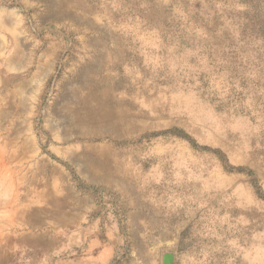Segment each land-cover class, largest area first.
<instances>
[{
    "label": "rangeland",
    "instance_id": "rangeland-1",
    "mask_svg": "<svg viewBox=\"0 0 264 264\" xmlns=\"http://www.w3.org/2000/svg\"><path fill=\"white\" fill-rule=\"evenodd\" d=\"M0 7L28 47L17 71L1 60L3 79L40 72L18 92L0 88L1 180L48 178L17 183L18 209L41 191L71 214L96 205L121 264L167 253L173 264H264V0ZM18 138L32 148L25 157ZM24 255L17 264H31Z\"/></svg>",
    "mask_w": 264,
    "mask_h": 264
},
{
    "label": "crops",
    "instance_id": "crops-1",
    "mask_svg": "<svg viewBox=\"0 0 264 264\" xmlns=\"http://www.w3.org/2000/svg\"><path fill=\"white\" fill-rule=\"evenodd\" d=\"M12 9L0 7V62L9 71H17L18 66H23L26 59L22 55L28 53V47H23V40L19 32V23L14 20ZM19 30V31H18ZM21 39V40H20ZM48 48L42 53L46 54ZM8 55L6 58L2 56ZM23 57V58H22ZM9 80L3 79L0 70V88L2 85L11 84L16 91L28 82H36L35 77ZM8 86V85H7ZM18 92V91H17ZM1 98V93H0ZM9 103V101H8ZM7 109V108H6ZM16 135H22V129H14ZM16 150L25 157L29 147L28 139H15ZM24 153V155H23ZM23 159V158H22ZM0 182H7L10 196L8 200H0V209L8 214V224H0V264H17L18 251L24 252L27 258H31V264H121L120 240L107 228L108 226L102 210L95 205L90 209L80 208L75 214L62 202L56 209L50 208L47 191H41L40 197L33 200L27 199L19 209L15 196L18 182L48 181V178L30 176H17L16 174L5 175ZM22 189V188H21ZM13 195H12V193ZM1 211V210H0ZM56 213L55 226L49 231V214ZM17 214L24 216L18 224ZM75 224L70 227V220ZM83 221V222H82ZM73 222V223H74ZM22 227H26L20 229ZM46 230H43V229ZM72 228V230H69ZM66 229L72 234H66ZM36 230H41L37 232ZM33 231H36L35 233ZM24 255V256H25ZM22 256V255H21ZM19 256V257H21Z\"/></svg>",
    "mask_w": 264,
    "mask_h": 264
},
{
    "label": "water",
    "instance_id": "water-1",
    "mask_svg": "<svg viewBox=\"0 0 264 264\" xmlns=\"http://www.w3.org/2000/svg\"><path fill=\"white\" fill-rule=\"evenodd\" d=\"M162 264H173V257L171 254H164L162 257Z\"/></svg>",
    "mask_w": 264,
    "mask_h": 264
},
{
    "label": "bare ground",
    "instance_id": "bare-ground-1",
    "mask_svg": "<svg viewBox=\"0 0 264 264\" xmlns=\"http://www.w3.org/2000/svg\"><path fill=\"white\" fill-rule=\"evenodd\" d=\"M113 100H115V98L113 97V99H112V102H113Z\"/></svg>",
    "mask_w": 264,
    "mask_h": 264
}]
</instances>
